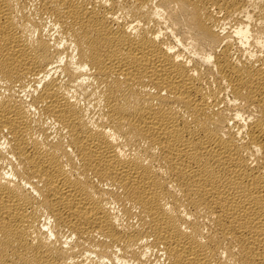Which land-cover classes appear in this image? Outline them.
<instances>
[{"label":"bare ground","instance_id":"bare-ground-1","mask_svg":"<svg viewBox=\"0 0 264 264\" xmlns=\"http://www.w3.org/2000/svg\"><path fill=\"white\" fill-rule=\"evenodd\" d=\"M0 264H264V0H0Z\"/></svg>","mask_w":264,"mask_h":264}]
</instances>
